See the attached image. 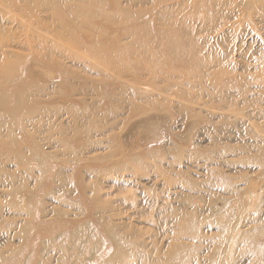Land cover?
<instances>
[{
  "label": "rangeland",
  "instance_id": "374dc122",
  "mask_svg": "<svg viewBox=\"0 0 264 264\" xmlns=\"http://www.w3.org/2000/svg\"><path fill=\"white\" fill-rule=\"evenodd\" d=\"M0 264H264V0H0Z\"/></svg>",
  "mask_w": 264,
  "mask_h": 264
},
{
  "label": "bare ground",
  "instance_id": "6f19581e",
  "mask_svg": "<svg viewBox=\"0 0 264 264\" xmlns=\"http://www.w3.org/2000/svg\"><path fill=\"white\" fill-rule=\"evenodd\" d=\"M83 229V228H82ZM80 230V229H79ZM81 232V231H80ZM82 233V232H81ZM78 235V234H77ZM76 236V235H75ZM86 240H88V238L86 239ZM85 243H86V241H85Z\"/></svg>",
  "mask_w": 264,
  "mask_h": 264
}]
</instances>
